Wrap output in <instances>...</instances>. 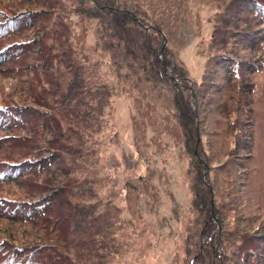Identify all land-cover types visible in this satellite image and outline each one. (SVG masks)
Masks as SVG:
<instances>
[{"label":"trees","instance_id":"16d2710c","mask_svg":"<svg viewBox=\"0 0 264 264\" xmlns=\"http://www.w3.org/2000/svg\"><path fill=\"white\" fill-rule=\"evenodd\" d=\"M203 12L213 27L196 44L202 79L214 68L223 83L209 93L172 42ZM259 55L264 0H0V76L20 97H0V150L21 151L0 159V185L25 194L0 195V264H144L153 226L142 205L155 213L166 194L151 163L165 166L167 138L190 195L173 261L182 251V264H264L262 223L245 215L247 197L264 208ZM124 97L132 169L115 118Z\"/></svg>","mask_w":264,"mask_h":264},{"label":"rangeland","instance_id":"374dc122","mask_svg":"<svg viewBox=\"0 0 264 264\" xmlns=\"http://www.w3.org/2000/svg\"><path fill=\"white\" fill-rule=\"evenodd\" d=\"M1 4H4L1 2ZM205 12L202 13L203 19L200 22H197V27L195 23L191 20L190 16L186 18L185 24L182 25L181 29L177 34L173 37V44L177 48L181 58L183 59V63L185 66L188 67L190 75L195 78L199 84L203 81L207 83L206 85L200 86L201 89L205 93H209L214 91L215 87L221 86L223 83L220 78H216L214 82L211 81V74L216 70L214 68L209 69L210 77L203 80V72H204V57H200L196 50V44L198 39L200 40L201 36H206L207 33L213 27V20L212 19H205ZM209 15L217 14V9L212 8L209 11ZM214 16H209L208 18H213ZM200 33V34H199ZM202 33V35H201ZM202 45V43H201ZM264 56V55H259ZM20 68V66H17ZM223 73V71H220ZM247 75V74H246ZM34 79L37 77L32 76ZM246 78V76H245ZM260 79L258 74L254 77L251 75L248 80L250 81L248 84L250 85L252 82H256V79ZM247 81V78H246ZM9 78L2 75L0 76V97L3 95V100L6 102H18L17 93L9 94L7 93ZM214 85H212V84ZM247 85V82H246ZM14 87V83H12ZM11 86V87H12ZM12 90V89H11ZM25 98V97H23ZM1 99V98H0ZM128 98L124 97L121 99L120 107L118 108V113L116 114L115 118H118L119 121V131L120 136L124 143V149L122 152L123 155V164L124 168L132 169L136 166V159L134 158V145L135 141L133 140L131 124L129 119V114L126 106H129ZM123 105V106H122ZM130 107V106H129ZM117 112V111H116ZM109 131H106L108 135ZM168 144V151L165 152L164 158L166 159V163L160 164L159 161L154 160L152 162V182L155 187L159 188V197L162 192L166 193L163 194V199L160 198V203L158 204V209L155 213L149 214L147 209L144 205H142V214L146 221L151 223L153 226V232L145 231L144 236L140 241L141 244V252L148 253V257L144 264H182V256L183 253L180 251L179 261L175 263L173 258L175 257L177 251L179 250L176 246V238L179 233V227L181 225V221L183 215L186 211V208L189 204L190 195L186 186V168H187V161L184 158H181L178 152L175 150L174 146L170 144L169 138L166 140ZM21 151L18 149H3L0 150V159H15L17 158V154ZM123 168V167H122ZM242 170H236L235 176L238 179L242 177ZM171 181L169 184L168 182ZM0 195H6V197H13V198H23L25 195L22 190H17L15 185H0ZM251 198V196H250ZM247 197V203L245 205V215H253L254 223L252 226H257L260 223L261 231L264 232V208L258 206V204ZM156 203V202H155ZM245 204V203H244ZM242 215V213H240ZM242 217V216H241ZM2 226H9L7 223H3L0 221ZM10 227V226H9ZM29 234L26 233L24 236L25 239H28ZM151 249V250H150ZM138 264V263H133Z\"/></svg>","mask_w":264,"mask_h":264}]
</instances>
